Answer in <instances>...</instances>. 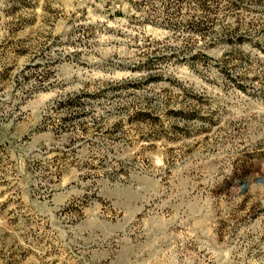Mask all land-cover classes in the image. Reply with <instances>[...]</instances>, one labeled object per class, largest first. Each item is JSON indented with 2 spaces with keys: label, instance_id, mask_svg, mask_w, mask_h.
<instances>
[{
  "label": "rangeland",
  "instance_id": "rangeland-1",
  "mask_svg": "<svg viewBox=\"0 0 264 264\" xmlns=\"http://www.w3.org/2000/svg\"><path fill=\"white\" fill-rule=\"evenodd\" d=\"M0 264H264V0H0Z\"/></svg>",
  "mask_w": 264,
  "mask_h": 264
}]
</instances>
